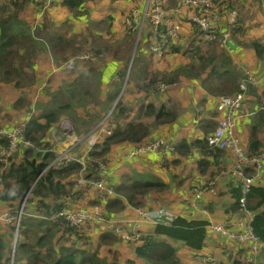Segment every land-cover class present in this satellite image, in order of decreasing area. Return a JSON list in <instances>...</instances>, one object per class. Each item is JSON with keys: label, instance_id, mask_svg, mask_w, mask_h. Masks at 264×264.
I'll list each match as a JSON object with an SVG mask.
<instances>
[{"label": "crops", "instance_id": "obj_1", "mask_svg": "<svg viewBox=\"0 0 264 264\" xmlns=\"http://www.w3.org/2000/svg\"><path fill=\"white\" fill-rule=\"evenodd\" d=\"M179 1L181 0H169L167 5L173 8ZM216 1L221 3L233 1L229 5L235 9L239 8L237 9L239 14L237 30L224 49L216 43L200 42L199 45H206V47L201 46L199 50L206 56L214 53V50L218 53L225 52L242 74L248 70L256 78V83L249 85L236 125V132L241 138L245 152L251 153V151H258L250 147L252 127L256 124L258 111L264 108V56L259 57L252 46L253 41H259L264 46V0ZM250 5H263V8L259 10V7H250ZM145 8V0H86L82 8L71 11L64 5L63 0H53L50 6L42 11L29 0L18 2L0 0V25L3 23L12 26L15 31L19 28V32L30 29V26L38 29L44 25L43 31L51 30L55 35H67L73 40L67 48H57L55 51H51L45 42L47 49L44 45L42 48L38 46L32 56V58L35 56L32 66L35 67L38 88L43 91L45 86H49L48 93L52 92L51 96H46L49 94L42 92L37 97L39 100L41 97L43 107L61 111L64 104L57 102V91L62 84H67L75 90L76 97L74 96V100L65 104L66 107L63 108L73 106V121L66 118L73 124L72 132L63 135L65 119H57L43 134L38 132L42 139L40 145L37 144L35 147L22 145L12 157L15 163H19L26 157H32L29 151H32L34 155L42 152L36 157L44 156L46 148L51 149L49 151L56 155L69 149L75 155H83L91 153L97 145L100 150L104 138H98L97 134L94 136L90 131L95 120L98 119L99 112L102 113L108 109L107 113L111 112L117 125L123 129L130 123H142L148 127L149 133L142 142L123 141L111 145L105 154L106 163L110 169L106 184L117 189L123 184L134 181L160 180L164 183V188L151 190L139 197L137 201L139 205H133L127 202L124 196L117 194L101 200L96 189L78 185L81 172L75 170L61 179L54 176L55 182L60 181L61 184L68 186L67 195L56 196L50 193L47 197H40L28 193L26 198L14 202L0 199V203L7 204V208L11 211L14 210L13 207L18 210L24 207L26 211L24 215H37L39 210H42L40 205L42 201L51 207L61 204L62 209L67 211L81 210L96 203L101 204L110 217L109 221L86 225L85 230L92 245L87 244L82 247L79 243L77 244L82 249L96 252L102 258L112 259L113 255L110 251H115L121 264H127L130 259L143 263L135 253V247L141 241L135 243L120 239L112 230L110 221L123 224L133 222L138 225L141 233L148 235L154 232L157 224L152 219L139 220L138 209L140 208L162 210L174 217L203 220L209 225L202 249L196 250L182 243H175L177 257L181 264H234L236 261L244 264L243 259L250 256L248 244L228 238L211 228L213 224H220L229 231H243L251 226L256 214L255 211L246 213L239 208L237 195H242L243 177L234 172L222 174V171L228 169L229 162L233 158L231 153L219 149L210 151L207 147L206 137L215 129L222 117L217 110L220 95L209 93L203 87L202 77L181 75L182 68H185L187 64L198 62L194 57H187V52L183 54L172 49V46L161 57H157L161 58V63L155 64L156 60L151 57L150 51V24L144 19ZM247 10L249 15L246 13ZM131 13L136 15V21L133 22L135 30H131L126 23ZM191 13L190 8L183 7L178 14L174 15L177 20L182 21L180 44H184L195 31V25L189 20ZM31 34L33 35V30ZM107 34L113 36V41L118 47L103 52L105 62L101 59L97 61L90 59L92 61L90 65H84L86 62H81L83 64L81 66L75 61L72 66L61 65L65 63L63 59L66 57V49L70 48L72 42L84 38L88 43L94 44L98 37L107 38ZM143 35L145 39L140 43ZM134 38L135 45L131 54L130 47L127 52H122V49ZM105 48L106 46L103 47ZM76 49L75 44L74 51ZM97 50L102 51L100 47ZM72 54L69 53L67 58ZM77 59L83 60L81 55ZM166 60L169 61L168 64ZM157 70L173 76L167 79L169 88L163 93L154 89L155 81L150 79ZM150 106L154 107V112ZM82 109L85 114L92 116H84L79 120L78 114L82 112ZM160 109H164L166 115L167 112L174 113L175 119L169 122H157L156 113ZM44 121V118L40 120V122ZM28 122L25 124L27 125ZM158 139L171 143L174 149L154 150L134 157L130 156L138 145ZM258 140L264 152V127L258 134ZM0 144H7V140L2 139ZM254 173L252 168H247L245 177L254 176L253 186L264 187V160L261 173L258 176ZM91 175L94 173L90 171L86 173V176ZM211 181H215L214 185L198 198L195 189ZM115 198L123 200L124 207L118 211L109 212L107 203L109 199ZM260 211H264V205ZM0 231L5 240H12L13 233L9 225L0 223ZM8 252L10 254L9 248ZM206 257H213V261L203 262V258ZM24 261L22 259V262ZM257 264H264V254L257 257Z\"/></svg>", "mask_w": 264, "mask_h": 264}, {"label": "trees", "instance_id": "obj_2", "mask_svg": "<svg viewBox=\"0 0 264 264\" xmlns=\"http://www.w3.org/2000/svg\"><path fill=\"white\" fill-rule=\"evenodd\" d=\"M86 0H63L71 11L82 8ZM36 28L33 31L27 28L21 32L12 29V26L1 23L0 25V75H7L12 71H19L17 62L25 61L28 66V60L34 55L38 47L37 41L42 38V43L46 42L51 51L57 48H67L71 39L64 35H55L54 31H43ZM33 30V28H32ZM43 33L41 34V32ZM47 33V34H46ZM20 44L24 47V53H20ZM253 48L259 57L264 56V46L259 41L252 42ZM172 47V46H171ZM170 47V48H171ZM176 48V49H175ZM174 50L180 51L179 47L173 45ZM171 49V50H172ZM199 47L193 51V57L199 62L200 70L198 77H202L203 87L213 95H233L239 90L240 80L243 77L242 72L233 63L230 56L222 52L218 56L214 53L206 56L201 53ZM19 58L23 60H18ZM198 66V65H197ZM195 65L183 68L187 72ZM189 75V74H188ZM56 102V101H55ZM66 105H63L62 109ZM152 112H154V107ZM165 116V117H164ZM44 118V122L40 120ZM59 118L56 109H50L42 115L33 117L29 120L25 134L27 138L40 145L38 132L42 134L47 131L51 124ZM157 122H169L175 119L174 113L165 114L164 109L156 113ZM264 127V108L258 111L256 124L252 127L250 138V147L258 151H251L252 154H259L263 147L260 146L258 134ZM149 129L142 123L129 124L123 129L117 125V128L111 135L104 138L101 148L95 146V149L89 153L88 159H99L106 162L105 154L109 151L111 145L123 141L142 142L148 135ZM208 147V146H207ZM32 157H26L23 161L15 163L11 160L9 164L0 161V199L3 201H17L23 199L28 193L47 197L50 193L59 195L68 194V186L55 182L54 176L60 179L69 175L75 170H81L82 165L77 162H69L61 168L51 165L57 155L51 151H44V156L36 157L32 151L28 152ZM41 158V159H39ZM14 159V158H13ZM97 163H91L87 166V172L96 173ZM162 181L139 180L130 184H123L119 188H113L115 194L124 196L127 202L133 205H139L138 198L144 196L151 190L163 189ZM241 195H237L240 197ZM239 199V198H238ZM248 208L255 211L251 227L253 231L264 239V211L260 208L264 205V187L251 186L248 194ZM42 210L38 214H26L20 218L19 236L15 245L13 259L8 248L10 241L5 240L0 231V264H121L115 251H110L112 259L102 258L96 252L86 251L77 246L76 242L81 237V230L70 225V223L60 216L62 205L55 204L50 206L43 201L40 203ZM124 207V202L120 198L109 199L107 203L108 211H118ZM13 215L17 211L12 210ZM209 223L203 220H190L181 216L174 217L170 223H158L154 232L148 234L139 245L135 247V253L143 263H138L132 259L127 264H181L177 257V247L175 243H182L192 249L200 250L205 244L207 237V226ZM12 233L15 226L9 225ZM72 240H65L63 238ZM76 238L75 239L73 238ZM13 239V236H12ZM9 243V245H8ZM11 250V249H10ZM22 259L25 260L22 262ZM234 264H243L236 261Z\"/></svg>", "mask_w": 264, "mask_h": 264}, {"label": "built area", "instance_id": "obj_3", "mask_svg": "<svg viewBox=\"0 0 264 264\" xmlns=\"http://www.w3.org/2000/svg\"><path fill=\"white\" fill-rule=\"evenodd\" d=\"M18 2L19 0H12ZM39 9L44 11L50 6L53 0H29ZM146 8L144 11V19L150 24V47L154 55L161 57L166 50L171 46L177 45L182 40V21L177 20L174 15L178 14L183 7H188L192 10L189 15V20L195 25V31L192 43H216L224 49L231 39L233 33L237 30L239 23V14L236 9L227 3H221L216 0H181L178 4L169 8L167 0H145ZM136 21L135 13H131L127 19V26L131 30H135L133 22ZM223 29V30H222ZM140 35V33H139ZM83 59H95L93 52L81 55ZM256 83V78L250 71L245 70L243 77L240 80L239 90L233 95H223L219 97L217 103V110L222 114L221 119L215 129L207 135L206 141L208 150L215 151L226 150L232 155L229 162L228 169L222 171V174L227 172H234L243 177L242 195L238 199V205L241 211L251 213L248 208L247 194L254 184V176L245 177V170L252 168L254 175L258 176L263 168L264 152L259 154H252L245 152L241 138L236 132L237 121L241 115V111L246 100L249 90V85ZM155 86L159 92L168 90L169 85L164 81H156ZM103 120L97 124L96 128L98 138H105L111 135L117 128L116 121L111 118V112L102 118ZM27 125L22 123L7 129L0 126V141L7 140V144H0V161L9 164L13 160V154L19 150L22 145L26 147H35V142L27 138L25 131ZM66 134V131L63 135ZM174 146L163 140L158 139L148 143L138 145L131 152V157L141 155L154 150H173ZM51 149L46 148L44 151ZM89 153L83 155H75L70 149L57 154V157L52 161L51 165L55 167H63L69 162H77L82 165L80 170L81 178L78 181L79 186L92 187L97 190L101 200H106L109 197L115 196L112 187L106 184L109 177L110 169L107 163L99 159H88ZM91 163H97L96 173L91 176H86L87 166ZM215 181H211L201 187L195 189V194L198 198L202 197L203 193L214 185ZM24 209V207H21ZM139 220L152 219L156 224L170 223L174 216L165 211H153L144 208L138 209ZM18 213V212H17ZM12 213L4 214L0 217V221H7L8 224H16V240L12 251V259L14 256L15 245L19 236L20 215H11ZM56 216L64 217L72 226L79 228L93 223H107L110 217L106 214L105 209L101 204H94L87 208L67 211L61 210ZM112 230L118 237L128 242L142 241L147 234L139 231L137 224L127 222L125 224L120 222H109ZM211 228L214 231L226 235L228 238L237 239L241 243H247V249L250 251V256L243 259L244 264H257V257L264 254V239L259 237L251 226L243 231L235 232L229 231L224 225L213 224ZM213 261V257L203 258V262L208 263Z\"/></svg>", "mask_w": 264, "mask_h": 264}, {"label": "rangeland", "instance_id": "obj_4", "mask_svg": "<svg viewBox=\"0 0 264 264\" xmlns=\"http://www.w3.org/2000/svg\"><path fill=\"white\" fill-rule=\"evenodd\" d=\"M167 1L169 2V0H167ZM231 2L233 3V1H231ZM231 2L224 1V3H228V4H231ZM237 5H239V4H237ZM254 6L259 7L258 8L259 10H262V8H263V5H260V6L254 5ZM254 6L250 5V7H254ZM243 7H245V6L243 5ZM237 9H239V8L237 7ZM237 12H238V10H237ZM246 13L249 15V10H247ZM35 28H33V31H36ZM30 30H32V26H30ZM17 31H19V28ZM42 33L43 32H41V34ZM129 35H132V34H129ZM66 37H67V35H66ZM193 37H194V33L192 32L191 36L189 37V39H187L185 41L184 44L178 43L177 45H175V46L179 47L181 53L185 54V52H187V57H193L192 56L193 51L195 50L196 47H199V48H201V46H203V48L206 47V45H202V44L199 45V44L192 43ZM144 39H145V36L143 35L140 43ZM37 42H38L37 45L40 48H42V46L44 45V42H43V44H41L42 41H37ZM75 44H76V47L78 49V50L76 49V51H74L75 50ZM134 45H135V38L132 39L130 42H128V44L125 46V48L122 49V52H127V49L130 47V49H131L130 54H131V52L134 49ZM104 46H106L105 49H103ZM145 46H147V44H145ZM23 47L24 46L22 44H20L21 53H24ZM99 47L101 48L102 51L97 50V48H99ZM117 47L118 46H116V44L113 41V36H110L109 34H107V38H104L103 36L98 37L94 44L88 43V41H85V39L83 38L80 41L72 42V45L70 46V48L66 49V57L63 59V60H65L64 61L65 63H62L61 65L64 64L65 67L72 66L74 61L76 62V64H80L81 66H83V64H81V62H86L84 65H90L92 63V61L90 59H83L84 61L83 60L81 61V59H77V57L82 55V54H88L91 51L94 53L95 57H97L94 59V61L101 59L103 62H105V58L102 56L103 52L107 51L109 49H115ZM45 49H47L46 46H45ZM137 50L138 49H136V51ZM219 50H221V49H219ZM136 51H135V53H136ZM150 51H151V57L154 60H156L155 64L161 63V58L158 59L157 58L158 56H154L151 48H150ZM69 53L70 54L73 53V54L67 58V55ZM220 53H222V52H220ZM220 53H218L216 50H214V54H216L217 56ZM75 56H77V57H75ZM34 58H35V56L33 58L31 57L28 60V63L30 61V63L34 64V62H35ZM18 60H23V59L19 58ZM17 63H18V66L20 67L18 72L12 71L11 73L7 74L6 76L0 75V126H3L5 128L11 127V126H14L17 124L20 125L22 123H27L29 121V119L36 117V116H39V115H42L45 112L50 111V109H46V107L42 106L41 97H40V100L37 99V97L40 96V93L44 92L47 94L49 92V90H50L49 86H45L43 91L40 90L37 86L35 67L32 65L27 66L25 64V61H20ZM166 63L168 64L169 61L166 60ZM191 65H195L196 67L191 68L187 72L189 75L186 73L180 72L181 75H184L186 77H190L191 75L197 76V73L200 70L199 63L198 62L197 63H190V64H187L186 67H189ZM176 72L179 73L178 71H176ZM171 75L172 74H169L167 72H163L162 70H157L156 72H154L153 76H150V79H151V81L154 80L155 82L159 81V80L164 81L165 83H167L169 85V83L167 82V79H169L170 77H173ZM176 80H178V79H176ZM153 87L156 91H158L156 86H155V83H154ZM71 93H73V94H71ZM48 94L49 95H46V96H51L52 92L48 93ZM57 96H58L57 102L60 104H64V105L67 103H71L74 100V96L76 97L75 90H72L71 87L67 84L61 85L60 90L57 91ZM220 96H223V95H220ZM228 96H231V95H228ZM107 112H108V109H106V111H104L102 113L99 112L98 116H97V112L95 113L98 119L95 120L94 126L91 128V131H90V132H93L94 136L98 130V128H96L97 124L103 120L102 119L103 117H105L106 115L109 114ZM58 114H59V118H58L59 120L65 119L64 123H63V130H64L63 132L66 131L65 135L70 134L73 130V124L69 120H67L66 118H69L73 121V106L70 105L67 109H61V111H58ZM84 116H92V115L91 114H85L84 110L82 109V112L78 114L79 120H81ZM111 118L114 119V115L112 113H111ZM79 120H77V121H79ZM94 131H95V133H94ZM78 134L80 135L79 132H78ZM85 139H86V137L84 138V141H85ZM6 205L7 204H5V203H0V217L4 214L12 212L9 208H7ZM13 209L18 212L17 216L20 215V217H22L26 212L24 209H21V208L18 210L16 207H13ZM11 215H13V214H11ZM13 216H15V215H13ZM0 223L6 224V226L7 225H13L15 227L17 226L15 223L14 224H12V223L8 224L7 221H0ZM16 232L17 231L15 229L14 234H13V239L10 242L9 251L11 253L13 251L14 242L16 240ZM73 239H75V241H76L75 237ZM89 239H88L87 231L81 230V237L76 242V244L79 243L82 247H85L87 244H90V246H91L92 243L89 242ZM65 240H72V239L66 237V238H63V242ZM79 244H77V246H79ZM11 247H12V250H10ZM11 257H12V254H11Z\"/></svg>", "mask_w": 264, "mask_h": 264}, {"label": "water", "instance_id": "obj_5", "mask_svg": "<svg viewBox=\"0 0 264 264\" xmlns=\"http://www.w3.org/2000/svg\"><path fill=\"white\" fill-rule=\"evenodd\" d=\"M27 197V195L25 196V198Z\"/></svg>", "mask_w": 264, "mask_h": 264}]
</instances>
